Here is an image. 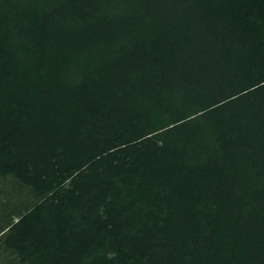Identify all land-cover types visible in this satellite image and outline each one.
Listing matches in <instances>:
<instances>
[{
	"label": "trees",
	"instance_id": "1",
	"mask_svg": "<svg viewBox=\"0 0 264 264\" xmlns=\"http://www.w3.org/2000/svg\"><path fill=\"white\" fill-rule=\"evenodd\" d=\"M0 264H264V0H0Z\"/></svg>",
	"mask_w": 264,
	"mask_h": 264
}]
</instances>
